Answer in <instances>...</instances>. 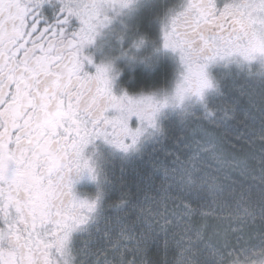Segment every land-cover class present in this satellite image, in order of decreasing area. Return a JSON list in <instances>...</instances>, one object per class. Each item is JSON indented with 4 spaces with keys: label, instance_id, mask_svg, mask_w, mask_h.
Masks as SVG:
<instances>
[{
    "label": "snow or ice",
    "instance_id": "6c2138e0",
    "mask_svg": "<svg viewBox=\"0 0 264 264\" xmlns=\"http://www.w3.org/2000/svg\"><path fill=\"white\" fill-rule=\"evenodd\" d=\"M107 2L77 14L62 0H0V264H229L235 251L231 264H264V0L170 8L163 47L190 73L196 61L198 86L163 100L117 95L105 69L86 70L98 37L129 36L111 26L133 0ZM169 107L179 134L160 122ZM101 138L125 154L171 140L169 163L107 205L103 189L80 198L73 174L111 183L86 154Z\"/></svg>",
    "mask_w": 264,
    "mask_h": 264
},
{
    "label": "flooded vegetation",
    "instance_id": "af4514ba",
    "mask_svg": "<svg viewBox=\"0 0 264 264\" xmlns=\"http://www.w3.org/2000/svg\"><path fill=\"white\" fill-rule=\"evenodd\" d=\"M181 2L182 0H139V2L134 5L132 11L129 12L126 10V14L119 16L116 19V21H114L111 27L116 31H123L124 24H127L129 26V36L133 37L139 34H147L148 37H150V40L153 42L155 36H161L160 28H163V25L161 24L167 11ZM58 7L59 5L53 7L52 5L46 4L44 6V12L47 15H53L56 8ZM122 21L123 23H121ZM73 24L74 27H78L79 21L74 20ZM156 42L157 39L155 40V43ZM121 44H124L126 48H129L130 45L132 44V39H129L127 37L123 41H119L114 36L98 37L93 45L85 49L86 54L92 55L94 57V64L86 65V70L91 73H94L95 65L99 64L107 54L117 55L121 47H114V46H119ZM147 47H148L147 49L148 51L152 50L151 45L149 43L147 44ZM143 49H141L138 52L139 56H144ZM169 58H171L170 54H169ZM177 62L179 68L181 67L182 69L180 56H179V61L177 60ZM117 66L119 69H122L121 74L113 82V91L117 95L122 94L123 90H126L129 94H138L135 93L136 91H134L129 87L131 84H134L136 86V83L130 80L133 76V73L136 72L138 73L142 69L153 71L154 69L157 70L158 68L157 64L149 68H143L145 67L143 65V62H130L127 59H121L117 61ZM138 124H139L138 118L133 117L131 121V126L136 127L138 126ZM109 148H114V147L105 143L104 140L101 138L95 141L94 145H90L88 149H86V154L97 152L102 158V154L106 153ZM73 180H74L73 190L75 194L78 195L80 198H91L97 194L98 191L95 189V184L97 181L92 180L90 175H88L87 173H84L81 176H76L75 174H73ZM110 195L111 194H105L104 198Z\"/></svg>",
    "mask_w": 264,
    "mask_h": 264
},
{
    "label": "trees",
    "instance_id": "16d2710c",
    "mask_svg": "<svg viewBox=\"0 0 264 264\" xmlns=\"http://www.w3.org/2000/svg\"><path fill=\"white\" fill-rule=\"evenodd\" d=\"M175 72L176 65L174 60L165 57L161 60L157 70L154 69L153 71H147L142 69L138 73H133L130 80L136 83V86L131 84L129 87L138 94L140 92L144 93L147 91L167 89L171 86L174 80ZM196 110L199 112L202 109L197 106ZM179 111V109H175V113L170 115L164 124L170 134H179L183 130ZM151 145L152 147H150L149 150H141L144 147L141 145V151L139 150L128 154L123 153L125 156L124 159L114 157L106 163L104 172L111 183L97 181L95 184L96 190L101 187L104 191V195L107 193L111 194L104 198L105 205L118 199L122 191L136 193L139 188L145 184L146 178L154 174L155 170L153 164L164 163L167 165L169 163V161L164 159V153L165 150H170L172 148L171 140H165L162 143H158L157 146L155 142ZM134 153L138 154L133 155ZM155 174L157 178H159V173ZM123 175H125L124 178H122ZM239 253L240 252L238 251V254ZM234 258L238 257L236 256Z\"/></svg>",
    "mask_w": 264,
    "mask_h": 264
},
{
    "label": "clouds",
    "instance_id": "9594fccd",
    "mask_svg": "<svg viewBox=\"0 0 264 264\" xmlns=\"http://www.w3.org/2000/svg\"><path fill=\"white\" fill-rule=\"evenodd\" d=\"M65 4L66 8H69L73 11V13L77 14H86L90 10H100L105 12H110L111 7L108 4L107 0H62ZM139 0H133L131 6L123 10V14H126L127 11H132L135 4H137ZM127 38V36L125 37ZM258 44H264V32L258 33L255 37ZM152 42L150 37L147 34H139L132 37V44L129 48L123 49L121 48L117 55L107 54L101 60L99 64H96L97 67L105 69L107 71V75L113 79V82L118 78L121 74L122 69H119L117 66V61L121 59H127L130 62H144L147 63L151 57V54L148 56H139L138 52L143 49L148 43ZM154 43V42H152ZM243 62V56L240 54L239 58L234 56L233 63ZM254 60L259 61L262 68H264V52H257L254 54ZM191 73L189 72V67L183 63L182 70L179 72L178 78L174 82V86L171 91L167 89L156 90L151 93H139V94H129L134 99H139L141 95H155L157 99L163 100L165 97L171 99L176 91V87L180 83H184L186 87L195 88L198 86V80L196 78L195 73L198 71V65L196 61H191ZM189 77L186 81L184 78ZM209 79H212L211 73H208ZM214 82V81H213ZM190 101H186L189 103Z\"/></svg>",
    "mask_w": 264,
    "mask_h": 264
},
{
    "label": "rangeland",
    "instance_id": "374dc122",
    "mask_svg": "<svg viewBox=\"0 0 264 264\" xmlns=\"http://www.w3.org/2000/svg\"><path fill=\"white\" fill-rule=\"evenodd\" d=\"M161 25H163V23L161 24ZM160 28V27H159ZM160 31H161V36H155V38H154V43H149L150 45H151V49L152 50H147L148 49V47H147V45L144 47V56H147V55H149V54H151V57H150V59L148 60V62L147 63H144L143 62V65L145 66V67H143V68H149V67H151V66H153V65H155V64H157V67H159L158 65H160V63H161V60H163L164 59V57H169V54L171 55V58H175V61H176V67L178 68V71H177V76H176V78H178V75H179V72L182 70L181 69V67L179 68V65H178V62H177V60L179 61V53L178 52H176L175 53V51H173V50H171V49H166V48H164L163 47V28H160ZM128 38L129 39H132V36H128ZM157 39V42L155 43V40ZM114 47H121V48H123V49H127L126 48V46L124 45V44H121V45H119V46H114ZM168 53V54H167ZM167 54V55H166ZM158 62V63H157ZM143 70H145V69H143ZM148 71V70H147ZM176 78H175V80H176ZM175 82V81H174ZM174 82H173V86H174ZM172 90V89H171ZM176 110H178V109H176ZM175 113V109H173V108H166L165 110H164V113L162 112V114L160 115V117H159V119H160V122L164 125L165 124V122H166V120H167V118L170 116V115H173ZM154 141H146V142H142V146H144L141 150H143V149H146V150H149L150 149V147H152V143H153ZM156 143V142H155ZM158 145V143H156V146ZM140 150V151H141ZM136 154H138V153H134L133 155H136ZM114 157H116V158H118V159H124V154H123V152L122 151H120V150H118V149H115V148H109L108 149V151L106 152V153H104V154H102V159H101V163H102V166H106V163L110 160V159H112V158H114ZM124 176L125 175H123L122 176V178H124ZM237 247H238V245H237ZM256 252H258L259 251V249H256L255 250ZM238 257V258H240L241 260L243 259V257H242V254H241V252L238 254V251H235V252H233V254L229 257V264H231V261L233 260V259H237V258H234V257Z\"/></svg>",
    "mask_w": 264,
    "mask_h": 264
}]
</instances>
